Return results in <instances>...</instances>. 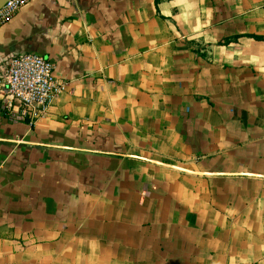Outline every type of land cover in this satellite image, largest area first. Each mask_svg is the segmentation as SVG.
<instances>
[{
    "label": "crops",
    "instance_id": "0c3cea01",
    "mask_svg": "<svg viewBox=\"0 0 264 264\" xmlns=\"http://www.w3.org/2000/svg\"><path fill=\"white\" fill-rule=\"evenodd\" d=\"M24 54L69 84L0 113V264H264V0H28Z\"/></svg>",
    "mask_w": 264,
    "mask_h": 264
},
{
    "label": "built area",
    "instance_id": "2783aa9c",
    "mask_svg": "<svg viewBox=\"0 0 264 264\" xmlns=\"http://www.w3.org/2000/svg\"><path fill=\"white\" fill-rule=\"evenodd\" d=\"M28 0H7L0 7V28L9 22ZM68 82L55 75V67L35 54L10 57L0 90V113L9 122L33 126L44 119L52 101L63 95Z\"/></svg>",
    "mask_w": 264,
    "mask_h": 264
},
{
    "label": "water",
    "instance_id": "95a60500",
    "mask_svg": "<svg viewBox=\"0 0 264 264\" xmlns=\"http://www.w3.org/2000/svg\"><path fill=\"white\" fill-rule=\"evenodd\" d=\"M7 0H0V7L6 2Z\"/></svg>",
    "mask_w": 264,
    "mask_h": 264
},
{
    "label": "trees",
    "instance_id": "16d2710c",
    "mask_svg": "<svg viewBox=\"0 0 264 264\" xmlns=\"http://www.w3.org/2000/svg\"><path fill=\"white\" fill-rule=\"evenodd\" d=\"M156 1V3L158 2V0H155Z\"/></svg>",
    "mask_w": 264,
    "mask_h": 264
}]
</instances>
